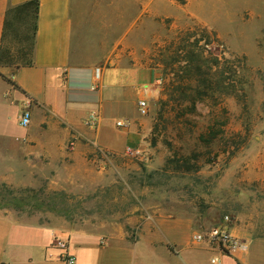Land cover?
I'll list each match as a JSON object with an SVG mask.
<instances>
[{"label":"rangeland","instance_id":"374dc122","mask_svg":"<svg viewBox=\"0 0 264 264\" xmlns=\"http://www.w3.org/2000/svg\"><path fill=\"white\" fill-rule=\"evenodd\" d=\"M123 6L124 38L131 46L125 51L156 74L148 114L141 115L148 124L144 143L134 148L135 155L127 154L126 142L118 144L121 154L97 149L90 174L70 190L0 185V210L59 217L72 228L120 221L132 243L156 240L154 231L163 241L161 231L177 224L184 229L177 241L192 251L205 249L192 236L225 217L230 228L264 238V0H155V13H139L138 24L132 22L141 3L124 0ZM130 22L133 29L127 31ZM197 24L217 39L208 46V57H237L246 69L245 95H226L221 108L192 101L191 89L179 98L173 76L162 73L171 42ZM221 110L229 118L224 138L210 134L218 130L213 115ZM132 118L141 119L131 107L118 116L121 121ZM237 132L247 133L248 139L231 156L230 141ZM133 247L140 259L163 256L150 254L144 244Z\"/></svg>","mask_w":264,"mask_h":264},{"label":"crops","instance_id":"0c3cea01","mask_svg":"<svg viewBox=\"0 0 264 264\" xmlns=\"http://www.w3.org/2000/svg\"><path fill=\"white\" fill-rule=\"evenodd\" d=\"M27 1L0 0V45L7 9ZM136 1L142 9L131 22L138 24L139 13H155V0ZM123 3L39 0L34 65L0 68V185L70 190L90 174L97 149L121 154L124 142V149L144 143L148 124L138 102L153 98L156 74L148 63L125 51L131 46L124 38ZM131 22L127 31L133 29ZM28 100L31 123L22 127ZM130 107L141 119L118 120ZM92 112L99 115L95 130L86 126ZM172 228L161 231L163 241L154 231L151 236L156 240L132 243L120 221L72 228L59 217L0 210V264H65L58 243H66L74 264H209L210 251L183 246L177 241L183 227ZM230 229L247 241L249 249L236 257L223 256L222 264H264V238ZM142 244L150 254L163 256L140 259V251L131 247ZM160 248L163 251H156Z\"/></svg>","mask_w":264,"mask_h":264},{"label":"trees","instance_id":"16d2710c","mask_svg":"<svg viewBox=\"0 0 264 264\" xmlns=\"http://www.w3.org/2000/svg\"><path fill=\"white\" fill-rule=\"evenodd\" d=\"M38 17L39 0H30L7 9L1 36L0 68L19 70L34 65ZM215 38L205 26L197 24L195 28H188L174 38L161 64L164 76H173L179 98L185 96V90L191 89L192 101L199 104L208 101L212 102L213 107L221 108L226 95L237 98L245 95L246 69L243 63L237 62L240 61L237 57L229 59L212 53L208 57L207 48L214 40L217 41ZM243 109L247 112L246 105ZM221 111L220 115H213V126L218 130L210 134L224 138L229 118L225 110ZM247 139V133H234L230 141V155L237 154Z\"/></svg>","mask_w":264,"mask_h":264},{"label":"built area","instance_id":"2783aa9c","mask_svg":"<svg viewBox=\"0 0 264 264\" xmlns=\"http://www.w3.org/2000/svg\"><path fill=\"white\" fill-rule=\"evenodd\" d=\"M99 72V71H98ZM99 79V73L96 80ZM31 100H28L23 108L20 118V125L28 127L31 123ZM148 100L142 99L138 102L139 113L142 116L148 114ZM86 126L89 129L95 130L99 126V115L97 112H92L86 120ZM117 126H124L122 123H117ZM73 146V144H71ZM127 154L135 155L137 152L134 148L128 147ZM230 218L225 217L222 223L214 225L205 231H200L192 236L195 244L203 246L212 254L209 258V264H222L223 256L236 257L249 249L248 243L233 235L230 229ZM60 249L63 251L61 259L65 264H74L75 258L68 252L66 243H58Z\"/></svg>","mask_w":264,"mask_h":264}]
</instances>
